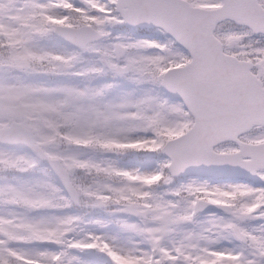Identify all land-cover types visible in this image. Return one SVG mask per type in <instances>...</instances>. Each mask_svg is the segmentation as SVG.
<instances>
[{
    "label": "snow or ice",
    "instance_id": "6c2138e0",
    "mask_svg": "<svg viewBox=\"0 0 264 264\" xmlns=\"http://www.w3.org/2000/svg\"><path fill=\"white\" fill-rule=\"evenodd\" d=\"M0 264H264V0H0Z\"/></svg>",
    "mask_w": 264,
    "mask_h": 264
}]
</instances>
